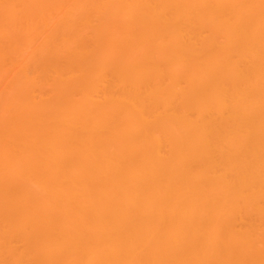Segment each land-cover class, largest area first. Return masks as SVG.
Segmentation results:
<instances>
[{
  "label": "bare ground",
  "instance_id": "bare-ground-1",
  "mask_svg": "<svg viewBox=\"0 0 264 264\" xmlns=\"http://www.w3.org/2000/svg\"><path fill=\"white\" fill-rule=\"evenodd\" d=\"M0 264H264V0H0Z\"/></svg>",
  "mask_w": 264,
  "mask_h": 264
}]
</instances>
